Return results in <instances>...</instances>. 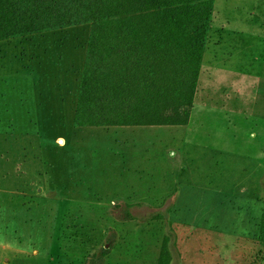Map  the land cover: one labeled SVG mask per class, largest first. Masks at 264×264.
Returning a JSON list of instances; mask_svg holds the SVG:
<instances>
[{
    "label": "rangeland",
    "instance_id": "374dc122",
    "mask_svg": "<svg viewBox=\"0 0 264 264\" xmlns=\"http://www.w3.org/2000/svg\"><path fill=\"white\" fill-rule=\"evenodd\" d=\"M88 35L0 41V264H254L264 0H214L186 126L75 128Z\"/></svg>",
    "mask_w": 264,
    "mask_h": 264
},
{
    "label": "trees",
    "instance_id": "16d2710c",
    "mask_svg": "<svg viewBox=\"0 0 264 264\" xmlns=\"http://www.w3.org/2000/svg\"><path fill=\"white\" fill-rule=\"evenodd\" d=\"M213 7L214 0H0V41L88 25L73 126H186ZM168 237L156 264L171 262ZM255 240L259 264L264 213Z\"/></svg>",
    "mask_w": 264,
    "mask_h": 264
},
{
    "label": "crops",
    "instance_id": "0c3cea01",
    "mask_svg": "<svg viewBox=\"0 0 264 264\" xmlns=\"http://www.w3.org/2000/svg\"><path fill=\"white\" fill-rule=\"evenodd\" d=\"M59 140H62V139H59ZM60 143V142H59ZM60 144H63V140H62V143H60ZM263 185V184H262ZM246 187V186H245ZM261 187H263V186H261ZM248 236H250V235H248ZM248 239H249V237H248ZM253 240V239H252ZM251 240V241H252ZM255 240V239H254ZM256 241V240H255Z\"/></svg>",
    "mask_w": 264,
    "mask_h": 264
}]
</instances>
